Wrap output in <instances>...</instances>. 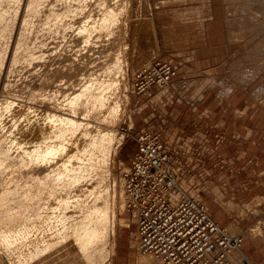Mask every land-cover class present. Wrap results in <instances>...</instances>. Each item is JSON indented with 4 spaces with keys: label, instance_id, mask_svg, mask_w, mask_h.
<instances>
[{
    "label": "rangeland",
    "instance_id": "374dc122",
    "mask_svg": "<svg viewBox=\"0 0 264 264\" xmlns=\"http://www.w3.org/2000/svg\"><path fill=\"white\" fill-rule=\"evenodd\" d=\"M84 1L42 0L36 13H30L27 25H23L28 49L25 46L18 50V60L13 68L10 66V73H4L0 69V76L5 75L9 86L4 90L5 95L17 96L23 102L25 96V102L39 108L55 99L54 102H59L58 105L61 106L63 99L73 92L72 89L78 91L82 83L95 78L101 81H105L106 77V81H110L111 77L112 80L117 79L120 82H116L118 87L113 86L111 92L107 93V105L117 103L120 106L119 111L117 110L119 114L117 111L114 116L110 114L113 121L110 122L107 109L104 111L97 108L90 109L87 116L81 119L89 123L91 134L96 132V127L113 130L112 157L110 154L109 160L107 158L105 161L107 165L98 170L104 175L103 178L106 177L101 188L112 189L115 179L116 194L119 197V190L122 188L121 172L128 168L129 158L136 144L134 137L142 128L152 125L161 133L168 146L179 147L178 160L187 169L182 181L183 187L205 202L213 217L228 232L242 234L244 239L264 234V0ZM102 1L103 4L97 3ZM11 2V5L2 3L0 6L7 11L5 20L10 23V28L6 31L8 40L5 36L1 47L12 42L16 30L17 21L15 25L11 18L14 19L12 12L19 1ZM104 5L117 7L119 14L115 18L116 22H112L115 26L100 31L99 35L93 29L97 33L94 36L92 35L96 33L91 32L90 28L92 34L87 42L79 39L76 32L73 33L76 26L87 20L85 18L90 16L89 10L94 11H91L92 19L96 16L94 19L99 18L101 9L106 8ZM50 8L56 13L63 11L64 15L61 14L59 19L54 20L57 15L52 14ZM66 8L68 11H64ZM113 26L116 32L112 28L109 34L108 30ZM105 52L109 54L106 55ZM112 53H115V58L118 53L117 60L123 62L116 63L115 60L111 64L109 58L114 59ZM158 60L173 62L178 68L177 75L164 91H154L151 96L136 94L132 87L133 71ZM105 67L112 73L107 74L109 71ZM0 78L1 82L2 77ZM39 84L44 87L41 85L40 88ZM31 88L33 91L29 92ZM27 93L32 102L26 97ZM33 99L37 100V104ZM15 111L16 116L20 115L19 109ZM105 116L109 117V124L106 119L104 121ZM79 132L80 130L72 133L67 142L69 150H78V154L84 143H87ZM123 134L126 137L120 146ZM128 134L130 138L127 137ZM72 162L74 169L78 167L77 159ZM88 183L89 181L84 180L79 186L63 190L57 186L55 189L58 191L57 195H66L67 191L70 195L81 194L84 187H90ZM43 195L41 201L48 197L45 192L42 197ZM50 198H47L48 202L51 200L49 203L55 207L53 197ZM115 202V232L107 235V239L103 241L104 246L102 243L100 245L108 251L104 260L98 258L96 252L95 260L91 262L73 238L66 242L59 238V242L54 237L51 239L54 241H51L54 243L51 249L48 248L45 253L31 259L25 245L15 243L6 248L1 244L0 264H22L18 260L22 253L25 259L23 264H134L136 257L142 254L135 242V224L125 206L120 209L119 200L116 199ZM23 218L20 222L26 221L31 227L32 223H29L33 220H28L27 223V219ZM37 222L35 233L40 239L50 240L49 237L54 233L52 228L60 227V221L55 219H50L51 223H47L50 228L42 222L40 226L38 220L34 222L35 225ZM53 223L56 225H51ZM250 263L253 264L251 260Z\"/></svg>",
    "mask_w": 264,
    "mask_h": 264
},
{
    "label": "bare ground",
    "instance_id": "6f19581e",
    "mask_svg": "<svg viewBox=\"0 0 264 264\" xmlns=\"http://www.w3.org/2000/svg\"><path fill=\"white\" fill-rule=\"evenodd\" d=\"M10 1H14V0H0V6H2V3H7V4L9 3L11 5L12 2L10 3ZM18 1H19V4L17 8L16 9L14 8L15 11L12 12L14 14V19L10 17L12 21H14V23L17 21V25L15 23L16 30L13 36V40H11L12 42H9L7 46L5 45L3 47H1V43H3L2 40L3 41L5 40L3 39L5 38V36L7 39L8 35L6 34L7 33L6 31H8L7 30L8 28H10L9 26L10 23L7 22V20H5L7 11L0 7V66H1L0 69H2L4 73L11 72L12 69L10 68V66L13 68V64L16 63V61L18 60V50H21L25 46H26L25 49L26 50L28 49L27 48L28 39H27V36L25 35V32H24L25 30H23L24 29L23 25H27L28 20H29L28 17L30 13H33V14L36 13L38 6L42 0H16L17 3ZM81 1H84V0H81ZM89 1L94 2L95 0H89ZM104 1L106 2V0ZM97 3L100 5V4H103V1L102 3L101 2L100 3L97 2ZM113 3H114V0H113ZM10 5L8 6L10 7ZM79 5H81V3ZM83 5H82V8H83ZM51 6L52 5H50V7ZM58 6H59V3H58ZM104 6H101V7H104ZM3 10L6 12H4ZM53 10L54 9H52L50 12L52 14L57 15L56 17L54 16V20H56L58 16H61V14L64 15L63 11L56 13L57 11L54 12ZM95 10L97 11L96 6H95ZM64 11H68L67 8ZM91 11L89 10L90 16L92 13ZM12 13L10 16H12ZM93 13H92V17H93ZM97 14L100 15L99 12ZM117 14H119L117 7L115 8L112 6H107L106 8L101 9V16L97 19H94L97 16L92 19L90 16L86 14L87 18L85 19L87 20L84 23L82 21L83 24L76 26L77 29L73 33L76 32L75 34L79 36V39L82 38L84 42H87V40L90 38L92 34V33L90 34V30H89L90 28H92L91 32H93L94 30L98 31V35H99L100 31L102 32L103 30L104 31L107 30L109 26H112V25L115 26V24H112V22L113 23L116 22L115 18H117L116 17ZM82 15L85 16V14H82ZM114 26L109 28L108 30L109 34H111L110 30L112 28L114 30ZM57 27L59 28V26ZM58 28L56 30H59ZM13 29H14V26H13ZM28 31L30 33V30ZM108 31L106 33H108ZM114 31L116 32V30ZM93 33H96V32H93ZM94 35H97V33L93 34L92 36ZM30 43L31 42H29V44ZM107 52H105L106 55L111 53V51H109V53ZM27 55L29 56V54ZM117 55L118 53L116 54V58H115V53H114V55L112 56L114 57V59H111L110 57L109 59L111 60V62L109 59H108L109 61L108 60L107 61L110 62L111 64H112V61L114 63L115 60H117V57H118ZM29 59H32V58H29ZM108 62L106 64H108ZM120 62H123V61L122 60L116 61V63H120ZM113 65L111 67H114ZM106 67L105 69H107ZM117 67L118 66H116V68ZM107 70L109 71L110 69H107ZM106 72L107 71H105V73ZM109 73H112V71L107 72V74ZM1 74H2V71L0 75ZM7 75L9 76V74ZM0 77H2V80L0 82V245L2 244L6 248H9L11 244L15 245V243L16 244L18 243V245H21V246L25 245L26 247H28V257L31 259V258L40 256L41 254H43V252L45 253L46 250L48 251L49 249H51L52 248L51 246L54 245V243H52L54 241L51 240L52 238L54 239V237H57L58 238L57 240L59 242H61L60 240H62V242L63 241L66 242L70 238H73L75 244L80 247V250H82V252L85 254V257H87L88 260H90L91 262L95 260L94 254L96 252H97V256L99 255L98 258L100 257L104 260L108 256L107 254L108 251H105V249L100 245L101 243L103 245V241L107 239L106 237L108 234H114L115 232L116 215H115V212L113 211L114 204H116L115 201L116 199H118L119 200L118 205L120 209L124 208L123 190L122 188L119 190L120 191L119 197L117 198V194H116V182L117 181L115 179L113 183V188L110 189L111 191L108 190L109 188H104V187L101 188L103 185L102 181L106 180V177H104L105 178L104 179L103 178L104 175L103 174L101 175V173L98 171L99 168L103 167V165L104 166L107 165L105 161L108 158V156H110V154L112 153V147L114 144L113 130L111 128L110 129L108 128L100 129L99 127L98 128L96 127L97 129L96 132L95 133L93 132L94 134H91L92 133L90 131L91 126L89 125V123L83 122L81 119H84V116H87V112L93 108L94 109L97 108L99 110L104 109V111L107 109L106 112H107V115H109V117H110V114L112 115L116 114L115 112L118 110L119 105H116L117 103L113 105H110L109 103V105H107L108 104L107 98L109 97L107 93L109 91L111 92V89L113 86L115 87V85L116 86L118 85L116 84V82H118L117 79H115L116 81L112 80L111 74H110V77L112 81L110 79H109L110 81H106L107 77L106 79L103 78L105 79V81L104 80L101 81V80H98L97 78L95 79L93 78L94 80H91L87 83L86 82L82 83L78 91H76L75 89L74 91L72 89L73 92L72 93L70 92V94L67 95L65 99H63L64 100L63 104H61L62 107L58 105L60 104L59 102H54L56 101L55 98H54L55 99L54 101L50 100L51 98H49L50 101H47V104L43 105L42 108H39L38 106L29 104V102H25L26 101L25 96L23 99L25 101L23 102L19 98H17V96L11 97L10 95H5L4 90H6V87H9V86L7 83V79L5 78V75L0 76ZM42 84L44 85V82ZM42 84H39L40 88H42L43 86ZM34 85L32 87H34ZM35 86H38V84ZM45 88H43V90ZM30 91H33V89L29 90V92ZM7 93L8 92H6V94ZM46 94H48V92ZM29 96L30 95H28L27 93L26 97H29ZM21 97L23 96L21 95ZM29 99H30V102H32L31 101L32 99L30 97ZM35 101L37 104V100H34V102ZM17 109H19L21 112L20 115L18 116H16V111H15ZM118 111L117 113L119 114ZM6 116H8L7 122L5 118ZM106 116L105 118L103 117L104 121L106 122L107 120V124H109L112 118L111 117L106 118ZM108 118L110 120L109 123H108L109 121ZM78 130H80L81 132L80 137L84 136L85 138L83 139H85V142L87 140V143H84L83 147L80 146V148L82 147L81 150H79L80 154H78V150H74V151H72L73 149L69 150L70 148H68V143H67L71 139L69 136L72 133H76V131ZM125 137L126 136L123 134L121 140L119 141L120 146L123 144L122 141L123 139H125ZM111 157H112V154H111ZM74 159H77L79 161V165L75 169L72 165L73 163L72 161ZM84 180H86L87 182L89 181L88 185H90V187H84L85 189L84 191H82L83 193L81 194L75 193L74 195H70L68 194L69 191H67L68 193L66 195H57L58 191L55 189L57 186H59L63 190L64 188L66 189V187L72 188L76 185L79 186L80 182L81 181L83 182ZM56 191L57 193H55ZM44 192L48 195V197L45 195L47 198L53 197L55 201L54 202L55 207H52L53 205L49 203L51 202V200H49L48 202L47 198H45L47 201H45V199L41 201V198L42 199L44 198V195L42 197V193L44 194ZM54 208H56V210H54ZM27 215L29 216V218H27ZM22 218L24 220L27 219V223H28V220L29 222L33 220L29 223V224L32 223V225H30L31 227H29L28 224L25 223L26 221L21 223L20 220ZM53 218L55 220L60 221L58 222L60 223L59 224L60 227H56L55 229L52 228L53 229L52 231L54 233L52 235L50 234L51 235L49 237L50 240L49 239L45 240L42 238L40 239V237L38 238L36 235L37 233H35L37 230L36 227L38 226V222H37V225H35L34 222H36V220L40 221L39 223L41 226L42 223L47 224L50 219L54 220ZM125 224L126 226H129V224L127 223ZM51 225H56V224L53 223ZM50 227L51 226H49V228ZM227 227L232 229V226L230 224H227ZM56 242L57 241H55V243ZM244 255L245 254L242 251V249L240 251H237L233 258L234 259L233 264L234 263L241 264V262L243 263ZM18 260L22 264L25 262L23 253L19 256ZM237 260L239 261L238 263H237ZM135 261H136L135 262L136 264H153L154 258L150 255H147V254L144 255L142 253L141 255H138L136 257ZM249 264L251 263L249 262Z\"/></svg>",
    "mask_w": 264,
    "mask_h": 264
},
{
    "label": "built area",
    "instance_id": "2783aa9c",
    "mask_svg": "<svg viewBox=\"0 0 264 264\" xmlns=\"http://www.w3.org/2000/svg\"><path fill=\"white\" fill-rule=\"evenodd\" d=\"M177 73L171 61L142 65L133 71V90L140 96L164 91ZM134 140L120 179L138 250L152 256L153 264H233L244 236L228 232L205 202L183 187L187 169L178 160L179 147L168 146L152 125ZM243 262L250 260L244 255Z\"/></svg>",
    "mask_w": 264,
    "mask_h": 264
},
{
    "label": "crops",
    "instance_id": "0c3cea01",
    "mask_svg": "<svg viewBox=\"0 0 264 264\" xmlns=\"http://www.w3.org/2000/svg\"><path fill=\"white\" fill-rule=\"evenodd\" d=\"M241 249L253 264H264V234L244 239Z\"/></svg>",
    "mask_w": 264,
    "mask_h": 264
}]
</instances>
